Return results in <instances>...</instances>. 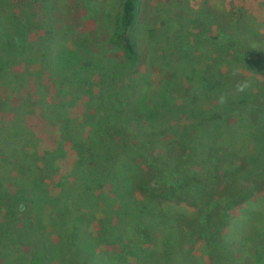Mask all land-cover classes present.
I'll return each mask as SVG.
<instances>
[{"label": "rangeland", "instance_id": "1", "mask_svg": "<svg viewBox=\"0 0 264 264\" xmlns=\"http://www.w3.org/2000/svg\"><path fill=\"white\" fill-rule=\"evenodd\" d=\"M139 3L130 32L138 60L126 81L133 79L145 103H153L167 82L163 89L173 94L176 106L188 104L187 110L178 106L139 126L134 90L127 92L124 194L131 207L143 206L145 213L122 217L124 228L101 237L100 210L60 186L70 179L74 151L60 139L59 124L64 116H84L90 92L75 91L77 82L41 69L43 56L57 48H42L49 31L58 48L121 60L108 43L121 0H28L25 21L33 24L26 59L33 60L0 76V197L6 203L19 186L32 187L55 203L45 214L55 218L53 225L43 220L45 233L36 228L28 236L29 248L45 251L51 264H98L95 257L108 264H254L251 233L264 206V166L247 164L248 133L261 128L264 133V0ZM24 5L0 0V27ZM208 78L225 90L246 88L249 94L219 113L199 86ZM195 120L202 129L190 126ZM212 122H220L219 129ZM45 153L57 156L42 168ZM26 167L31 171L22 177ZM65 217L79 221L77 229L60 224ZM11 254L10 261L24 264Z\"/></svg>", "mask_w": 264, "mask_h": 264}, {"label": "trees", "instance_id": "2", "mask_svg": "<svg viewBox=\"0 0 264 264\" xmlns=\"http://www.w3.org/2000/svg\"><path fill=\"white\" fill-rule=\"evenodd\" d=\"M24 3L21 13L5 16L3 25L0 27V76L18 65H29L33 60L29 57L26 59L29 54L27 53L28 45L31 44L28 39L29 26L33 22L31 20L28 24L25 21L28 0H24ZM139 6V0H121L120 13L112 24L108 43L120 53L121 60L102 55L97 57L92 54L94 52L85 56L74 48L68 49L66 45L58 48L55 44V37L51 36L50 31H45L46 33L42 37L43 50L57 47L50 55L48 53L43 56L42 72H47L52 78L66 76L74 84L77 82L78 89L76 88L75 91L88 90L90 92L84 116L80 119L64 116L59 124L60 139L62 142L69 143L74 151L70 179L67 177L60 181V186L63 189L68 187L76 190L83 202L86 201L88 205L91 204L92 207L100 210L101 218L98 224L101 237H105L107 231H119L121 226L123 227L122 217L135 215V211L139 214L145 213L143 206L131 207L124 194L123 185L126 184L127 176L126 152L124 151L127 147H123V145L129 140L128 135L124 133L126 130L124 119L128 120L125 112L126 108L130 106L127 92L134 90L131 93L136 98L133 114L139 126H142V123L150 124L149 121L154 114L156 119L160 114H171L174 112L173 110L178 111V106L185 110L188 109L187 103L176 106L173 94H169L163 89L167 82L156 91L151 100L153 103H145L143 95L139 93V87L134 84L133 79L128 77L126 81L128 71L138 60V52L130 37V32L136 22ZM5 23L6 25H4ZM44 26L46 27V24ZM199 86L209 99L212 98L214 104L211 106L214 110L216 108L222 110L219 113L230 107L239 106L249 94L246 88L244 91L240 89L225 90L221 85L212 84L209 78L205 81L202 80ZM58 102L59 100L55 101V104H59ZM179 111L184 113L182 110ZM197 114L198 117L203 118L202 110ZM195 122L196 120L190 122V126L195 125ZM199 123L193 127L202 129V123ZM211 125L215 129H219L221 126L220 122H212ZM109 130L112 134L107 135ZM248 136L249 143L252 145L247 164L256 163L264 166L262 128L251 130ZM59 151L62 152L61 147H59ZM56 156V153H45L44 158H41L42 168H45L48 162L53 164ZM30 171L31 168L26 167L22 177ZM49 200L47 195L32 190V187H23L22 189L21 186L15 189L6 203H3V199L0 197V264H14L9 260L12 255L11 251L18 255V258L15 256L13 260H23L24 264H51L50 260L46 258V252L40 251V249L33 251L29 248L28 241V236H31L36 228L45 233L44 227L49 222L51 226L53 225L52 221L55 218L45 215L47 210L50 208L52 210L56 206ZM257 206L256 203L252 204L253 209ZM259 214L253 230L250 229L256 240L252 243L254 249H252L251 258L254 264H259L261 258L263 259L261 263H264V247L259 245L264 242V206L259 209ZM59 223L71 225L72 228L76 227L77 229L80 222H75L73 217H65ZM246 240L249 238L246 237ZM160 241L164 243L162 238ZM242 244L247 245V243ZM79 249L81 250L80 247ZM95 261H98V264H108L103 258L95 257Z\"/></svg>", "mask_w": 264, "mask_h": 264}]
</instances>
